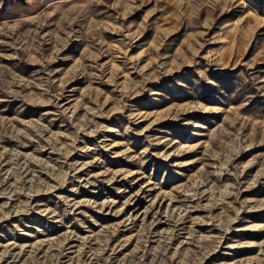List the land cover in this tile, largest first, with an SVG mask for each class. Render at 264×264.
Instances as JSON below:
<instances>
[{"label":"rangeland","instance_id":"obj_1","mask_svg":"<svg viewBox=\"0 0 264 264\" xmlns=\"http://www.w3.org/2000/svg\"><path fill=\"white\" fill-rule=\"evenodd\" d=\"M0 264H264V0H0Z\"/></svg>","mask_w":264,"mask_h":264}]
</instances>
